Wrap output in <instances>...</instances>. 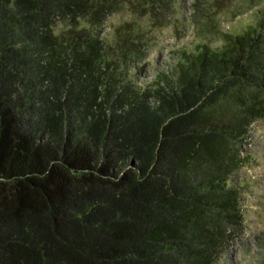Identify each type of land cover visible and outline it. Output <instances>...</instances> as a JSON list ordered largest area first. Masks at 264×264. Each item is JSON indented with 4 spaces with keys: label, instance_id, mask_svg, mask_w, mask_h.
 Masks as SVG:
<instances>
[{
    "label": "trees",
    "instance_id": "trees-1",
    "mask_svg": "<svg viewBox=\"0 0 264 264\" xmlns=\"http://www.w3.org/2000/svg\"><path fill=\"white\" fill-rule=\"evenodd\" d=\"M136 1L0 0V264H218L241 238L264 15L143 87L141 21L172 0Z\"/></svg>",
    "mask_w": 264,
    "mask_h": 264
},
{
    "label": "rangeland",
    "instance_id": "rangeland-1",
    "mask_svg": "<svg viewBox=\"0 0 264 264\" xmlns=\"http://www.w3.org/2000/svg\"><path fill=\"white\" fill-rule=\"evenodd\" d=\"M248 8V0H172L166 7L156 5L152 18L141 21L151 34L152 46L135 71L136 81L148 87L162 82L163 76L173 78L183 54L191 55L203 44L222 49L226 43L223 35H238L264 15V2ZM134 18L125 9L111 16L105 31ZM240 152L247 160L235 177L244 188L240 202L245 225L239 241L227 248L218 264H258L260 258L257 237L264 227V119L248 127Z\"/></svg>",
    "mask_w": 264,
    "mask_h": 264
}]
</instances>
